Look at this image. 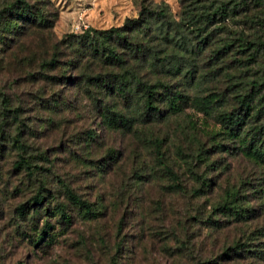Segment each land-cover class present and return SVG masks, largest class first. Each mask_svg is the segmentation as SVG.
I'll return each mask as SVG.
<instances>
[{
	"label": "rangeland",
	"instance_id": "rangeland-1",
	"mask_svg": "<svg viewBox=\"0 0 264 264\" xmlns=\"http://www.w3.org/2000/svg\"><path fill=\"white\" fill-rule=\"evenodd\" d=\"M25 1L53 28L38 34L22 25L24 35L16 39L0 23V103L6 99L0 108V264H264L241 251L238 258L222 257L236 242H264V0L187 2L191 13L183 22L180 0ZM12 3L0 0V12ZM158 6L167 7L179 25L176 38L192 48L203 30L192 23L217 10L223 14L217 11L222 16L216 14V24L202 33L210 42L199 54L173 47L188 59L191 75L187 67L175 73L159 63L155 70L148 63L139 69L124 45L116 48L144 82L189 99L182 112L171 115L163 105L158 121H139L127 131L104 116L136 119L140 107L128 108L86 81L111 69L91 54L82 59L64 48L54 54L52 47L75 41L71 36L84 30L119 28ZM142 42L160 62L172 60V46L160 39L148 44V37ZM245 42L260 46L243 54ZM52 59L61 69L48 77L65 70L69 82L43 79L40 73L48 71L39 67ZM69 62L76 69L66 68ZM231 112L245 121L237 134L217 120ZM17 153L33 174L14 170ZM65 189L90 206L91 217L70 203ZM231 193L238 207L252 210L246 221L215 210ZM36 196L44 197L39 206ZM22 206L30 214L25 221L17 214ZM60 206L71 216L70 227L51 213ZM39 207L48 212L35 220ZM33 225L47 232L39 245L29 241L38 234Z\"/></svg>",
	"mask_w": 264,
	"mask_h": 264
},
{
	"label": "trees",
	"instance_id": "trees-1",
	"mask_svg": "<svg viewBox=\"0 0 264 264\" xmlns=\"http://www.w3.org/2000/svg\"><path fill=\"white\" fill-rule=\"evenodd\" d=\"M14 1L15 3L5 6L0 12V23H3L4 33L12 34L11 36L17 39L24 35L22 25H25L24 28L26 29L29 26L31 27V29L34 28L36 31H38V34L42 33L41 28L43 27L47 26V30L53 28V24L51 23L48 25V22L46 19H44V16L42 14L34 12L25 0ZM208 1L209 0H180V5L182 8V22L191 13V11H189V5H186L187 2H191L193 5H204ZM15 7H17V9H15ZM205 7L206 6H204V8L202 9L206 10ZM217 11H220V13L223 14V10ZM217 11L213 14H206L203 21L199 20L198 22L192 23L195 26L203 25V30L199 31V34L201 33L199 35L200 40L196 43L195 48H192L191 45L188 46L187 43L183 42L182 39L180 40L176 38V28L179 26L178 23L169 19V14L166 6H158L156 9L152 10L145 8L142 9L138 18L127 20L125 24L119 28H112L110 30L101 32H97L93 29L84 30L79 36H71V38L76 39L75 41H68L65 44L57 42L53 45L52 50L55 54L59 53V49L61 48H64L65 51L68 49L70 50V52H72L73 56H78L82 59L88 56V54H91L92 57L95 56L96 58H98L107 69H111L112 72H110L109 74L105 75L98 73L95 74V76H90L92 78H87L86 81L89 82L90 85L93 84L95 86L103 87L109 97H111V95H117L118 99L122 101V103H124L128 108H130L131 106L140 107V112L136 119H134L133 117H127L115 113L104 116V120L106 122L109 121L110 123L122 127L127 131H131L136 122L141 121V123H152L158 121L162 115L161 107H163V105L167 109V112L171 115L182 112L184 105H187L189 99L180 94H175L172 96L169 89L162 84L155 83L153 85H150L148 84V82H144V76L142 77L140 74H136L137 71L133 70L131 66L126 67V65H128L130 61L126 62V60L120 54L117 55L115 52L116 48H118V46L120 45H124V47H126V50H128L130 60L137 62L139 69L143 67V63H148V68L155 70L157 67V63H159L162 68L167 67L175 73H180L185 67H187L186 71H189L187 73L191 75L192 70L188 63V59L184 55L178 56L177 52L173 51V47H180V51H183L185 54L189 49L188 47H190L191 51L193 52L197 51L196 53L198 54L202 52L204 49V45H207L210 42V36L207 35L203 37L202 33L205 32L208 27L216 24V22H214V19L217 15L222 16L221 14H217ZM206 12L207 11H205L204 13ZM157 24L159 25L156 26ZM97 34L102 35L103 37L99 40L96 37ZM124 35H128V39L130 38L134 42L128 43V41H126V38H124ZM147 37L148 44L160 39L166 46H172L171 52L169 53V55H167V57H172V60H169V62H160L159 60H157L158 58L156 57V51L150 48H145L142 42ZM2 39L3 40H1L0 44H3L4 46L5 36H2ZM257 46L259 47L260 45L256 43L245 42V44L240 47L242 48L243 54H246V52L250 49L255 52ZM4 50L5 49L1 50V53ZM250 56L255 57L253 53L250 54ZM77 61L80 62L78 58ZM55 62L56 59H52L49 62H45L43 64V67H41L40 65L39 68H43L48 71L47 73H40L43 76V79L53 82V84H63L64 81L69 82L70 78L64 75L65 70L58 72V74L56 75L54 74L53 77H48V73H51V71H57L58 69H61L60 66H58ZM67 65L68 66H66V68L75 67L76 69V66H74L72 62L67 63ZM118 71L120 72L118 73ZM159 90L161 92H158ZM1 100L2 101L0 103V108L5 103L6 99L2 97ZM202 102L208 107H210L211 104L214 103L206 100H202ZM240 105L242 107V110L245 109L246 111H248V104H245L244 101H241ZM3 111H6L7 113H15V111L9 109H3ZM107 113L108 112H106L105 114ZM247 115L248 114H246V116ZM217 120L223 126V128H226L230 132L236 134L241 131L240 129L243 127L245 122L244 119L235 112H231L229 114H220L217 116ZM2 126L3 123L0 122V152L2 148L1 142L5 141L4 133L2 132ZM11 146L12 148L13 146L17 147L16 145H14V143ZM252 149H254L253 153L258 152V147L255 146V148ZM18 150L20 151L19 148ZM248 151L252 150H250L249 148ZM1 156L2 154H0V157ZM17 158L18 160L13 164L14 170H21L23 172L26 169L28 170L29 174H33L31 166L28 165L29 163L23 158V156L17 153ZM65 193L70 203L77 207L79 209V212L83 213L84 217L90 216L92 214L90 206L80 201V199L76 197L69 189H65ZM235 197V193L229 194L226 199L218 204V207L215 210L219 213H225L230 217H234L235 221H246L248 219V214L252 213V210L248 208L238 207ZM43 199L44 197L36 196L34 198V205L39 206ZM54 210L55 211L51 213L54 215H59V218L62 221L61 227H70L72 219L71 216L66 213L65 206L56 207ZM47 212V208L42 209L41 207H39V209L34 211V214L31 217L36 220L42 214L43 217L46 216ZM17 214L22 217L24 221L27 220L28 216L30 215L27 210H25V206L20 207L17 211ZM212 225H216V222H213ZM32 227H36L35 229L38 228L37 225H33ZM32 230H34V228ZM36 232L38 234L34 238H30L29 241L34 242L35 245H39L44 241L43 239L44 236H46L47 232L44 228H42L41 230L37 229ZM251 245L252 244H241L239 242H236L232 244L230 248H227L225 251H223L222 257L228 259L236 257L238 258L242 255L238 251H241L243 253L252 254V256H250L249 258L264 263V250L261 246L264 245V242L258 243L256 246ZM246 246H248L249 248H254L255 250H243V248H245ZM231 251L233 252V256L229 255V252Z\"/></svg>",
	"mask_w": 264,
	"mask_h": 264
}]
</instances>
